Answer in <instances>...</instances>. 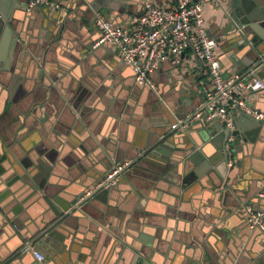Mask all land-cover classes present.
<instances>
[{"label": "crops", "instance_id": "0c3cea01", "mask_svg": "<svg viewBox=\"0 0 264 264\" xmlns=\"http://www.w3.org/2000/svg\"><path fill=\"white\" fill-rule=\"evenodd\" d=\"M55 1L61 8L29 12L23 1L21 21L12 18L0 44V264H264V235L239 212L244 203L264 209V125L254 142H236L225 182L215 169L220 133L210 126L201 139L200 124L179 119L190 100L204 107L196 87L212 86L191 50L150 74L154 89L138 84L110 46H93V21L101 12L130 28L144 0H112L117 9L105 12L93 0ZM203 9L223 75L242 74L251 50L222 28L218 4ZM256 74L264 82V71ZM244 97L264 113V90ZM168 134L153 155L151 145ZM192 138L201 139L203 160L183 168L180 150ZM124 163L102 197L83 202ZM58 210L63 219L39 246V263L21 249L37 245Z\"/></svg>", "mask_w": 264, "mask_h": 264}, {"label": "built area", "instance_id": "2783aa9c", "mask_svg": "<svg viewBox=\"0 0 264 264\" xmlns=\"http://www.w3.org/2000/svg\"><path fill=\"white\" fill-rule=\"evenodd\" d=\"M217 3L218 0H166L164 5L146 0L142 5V12L132 16L130 28L114 24L104 13L96 12L94 26L99 33L94 47L106 44L118 55L120 61L132 69L134 81L154 89L150 74L157 70L161 63L170 61L177 65L182 54L187 49L193 58L201 63L200 77H209L212 86L202 88L205 99V119L217 120L223 128L234 129L237 113H244L264 125V113L248 105L244 94L249 91H263L264 82L256 72L252 71L246 78L239 79V75L224 76L221 62L218 58V46L215 38L209 35L204 16L205 3ZM61 8L53 0H28L26 11L38 7ZM199 116V114H197ZM176 124L171 127L175 128ZM232 135L226 138V153H230ZM227 165L232 163L229 158ZM124 163L109 171L100 185L115 182ZM91 191H87L86 195ZM258 197L264 199V182L258 192ZM249 229H258L264 235V209L255 208L244 203L239 208ZM30 251L38 262L44 260V255L33 250V245L25 243L23 252Z\"/></svg>", "mask_w": 264, "mask_h": 264}, {"label": "water", "instance_id": "95a60500", "mask_svg": "<svg viewBox=\"0 0 264 264\" xmlns=\"http://www.w3.org/2000/svg\"><path fill=\"white\" fill-rule=\"evenodd\" d=\"M27 2L28 0H0V44L3 43V39L7 37V35L10 33L11 29L13 28L12 24V18L18 19L21 21V18L16 14L17 10H20L22 8V2ZM146 1H142L141 5H143ZM218 4L219 8L221 9L222 15L224 17V22L222 24V28H224L227 33L231 34L233 38L239 37L236 41L239 44L247 45V48L251 50V55L253 56L252 59L249 60V57L246 55L247 59L249 60L248 64L246 63V70L240 75L239 79L246 78L252 71L255 69H259L264 71V0H218L216 3ZM140 5V6H141ZM91 7L95 10H103L102 12H105V10H115L117 9L113 3L112 0H93L91 3ZM25 9V7H23ZM26 11V10H25ZM142 12V6L141 10L137 13H134L132 16H137ZM211 36V35H210ZM184 53L182 54L183 57ZM5 70L10 71L11 66H5ZM196 96L200 97V101L203 102L204 107H196V103L192 100L189 101V111L186 112L185 115H182L181 118H179L181 121V124H185L187 122L194 121L192 123L200 124L199 126L203 128L199 131V136L201 139L205 138L207 135L210 134L212 126L216 131L220 133V138H222L219 151H220V160L218 165L215 167V169L219 172L221 177L225 180V182H228L231 179V172L233 171L235 165L237 163L232 160V163L230 165H227V161L229 158H233V155L235 153V144L237 141L242 140L243 142H254L257 138V135L260 130V126L262 125L260 122L256 121L254 118L247 114H240L238 117H235V123H234V129L230 130L228 128H223L222 124L217 120H206L205 115L203 111L205 110L206 104H205V93L202 89V87L197 86L195 90ZM182 113H184V109L179 108ZM199 114L198 119H195L196 115ZM184 118V119H182ZM177 123V122H176ZM174 123V124H176ZM173 125V124H172ZM171 125V126H172ZM177 127H181L180 125ZM170 134L161 137L157 139L155 143H153L149 149V151H153V155H156L157 152L163 151V143H165V139ZM228 135L233 136V140L230 142V153H226L224 150L226 138ZM199 139V141H201ZM198 140V139H197ZM195 138H192L190 142V149L189 151H186L187 146H183V148L180 150V154H183L181 156L180 162L182 163L183 168H186L187 161H193L195 163L199 162V160H203V157L201 155V150L198 149V147L201 146V143L197 141ZM202 149V147H201ZM243 146L240 145L236 149V151L242 152ZM109 182H105L102 185H100L97 189H95L90 194L86 195V192L84 193L82 199L83 202L91 199V198H99L102 197L107 192ZM81 199V200H82ZM77 201L74 202V206H76ZM58 214L60 217L56 219V221L53 222V224L46 226V228L42 229L41 232L36 237L37 245H33L32 243H29L33 245V250L36 252H39L43 254V252L40 250L39 246H44L47 242H49L48 238L52 237L51 230L56 224H59L60 221L63 219V213L61 210H58ZM58 220V221H57ZM56 222V223H55ZM36 242V241H35ZM52 246H54V243L50 242ZM25 249V245L22 247L21 251L23 252ZM27 252V251H26ZM30 252V251H29ZM44 255V254H43ZM45 259V256H44Z\"/></svg>", "mask_w": 264, "mask_h": 264}]
</instances>
